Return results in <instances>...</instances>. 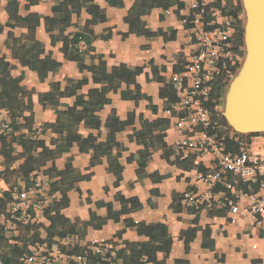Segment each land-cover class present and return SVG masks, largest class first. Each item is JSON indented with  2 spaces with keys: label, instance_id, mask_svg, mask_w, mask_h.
I'll return each mask as SVG.
<instances>
[{
  "label": "crops",
  "instance_id": "1",
  "mask_svg": "<svg viewBox=\"0 0 264 264\" xmlns=\"http://www.w3.org/2000/svg\"><path fill=\"white\" fill-rule=\"evenodd\" d=\"M7 1L0 0V58L5 57L9 61L8 79L18 83L24 91L35 92L41 97L54 83H58L59 90L63 91L72 83L85 81L81 89L77 90V93L84 95L91 88L106 87L104 107L93 118L79 125L82 136H90L94 138L95 144H99L109 136L111 125L115 129L123 125V128L115 131V141L120 149L113 147L105 153L80 152L77 143H73L69 152L48 161L43 168L30 175L31 180L49 183L43 170L54 164L60 171L67 157L73 158V176L77 177V181L74 188L67 192L68 206L60 211L66 227L74 228L71 235L76 240L69 250H73L79 241L86 246L91 242H120L119 249H122V241L142 239L138 237L137 224H163L171 239L170 249L167 253L157 252L156 262L148 264H264V224L243 211L252 198L262 195L263 191L255 185L248 187L237 182L235 189L241 193L235 199V206L230 208L226 202L230 192L225 189V183L232 179L231 176L221 173L220 180L213 186L204 185L199 181V175L218 171L212 156H197L182 145L202 135L200 125L180 122L181 118L188 116V109L179 104L185 82L172 79L197 53L195 28L203 22V15L196 13L194 0H177L183 7L173 1L166 10L157 5L148 11L140 9L141 27L148 32H158L156 36L139 34L136 30L130 32L128 23L124 21L134 2L141 0H122L121 7H112L107 0H92L83 4L81 13L72 14L71 19L79 29L92 20L90 29L93 32L94 51L83 55L84 69H79L76 62L66 60L59 54L67 31L59 27L50 32L46 29L44 17H62L60 13L51 12L52 0H37V4L32 5L29 11L24 9L26 0H17L19 14L35 12L40 18L35 37L45 53L50 54L51 66L45 78H40L36 71L21 65L12 56L8 47L7 33L10 29L6 24L11 21L5 8ZM197 1L203 6L217 1L224 6L227 2ZM90 5L98 8V12L105 17L104 21L87 11ZM215 9L211 13L213 19L204 27L226 28L233 35L231 17L223 14L221 9ZM183 23H187L188 27H183ZM173 30L176 31L170 39ZM13 32L17 35L24 30L14 29ZM103 65L109 69L126 66L130 70H141L122 79L113 77L112 83L108 80L97 83L94 78H100ZM232 77L222 90L220 103L213 109L216 113L212 112L211 115L207 109L211 122L216 121L212 117L214 115L222 118L220 109L223 93ZM175 84L177 101L172 102L170 99ZM73 100V96L55 95L49 100L35 102L32 107V128L39 129L43 124L53 123L57 112L67 110ZM21 103H24L23 100ZM28 114L29 111H24V115ZM0 121H9L5 112L0 114ZM107 121H110V126ZM16 122L22 123V118ZM96 123L98 127L94 125ZM227 129L232 131L227 124L220 131L226 132ZM20 132L27 134L28 131L21 127ZM257 134L250 138L249 145L245 147L250 153L260 154L264 151V132ZM56 137L57 134L49 129H44L38 135L50 148L51 141ZM162 144L167 147H162ZM15 148L21 150L19 145H15ZM168 151L170 162L163 157V153ZM146 152L149 155L141 160L144 162L143 176L137 177L138 161ZM186 155L194 156V159L189 163L182 161ZM17 166L18 163H14L11 169ZM27 185L16 172L0 177V202H5L12 190ZM187 194L193 198L192 202L186 199ZM197 209L195 228L191 229ZM47 225L49 221L46 217L39 216L31 225L13 228L9 236L14 238L9 241L11 244L22 241L35 230L39 238L45 240L47 234L44 226ZM117 264H122L121 258Z\"/></svg>",
  "mask_w": 264,
  "mask_h": 264
},
{
  "label": "trees",
  "instance_id": "2",
  "mask_svg": "<svg viewBox=\"0 0 264 264\" xmlns=\"http://www.w3.org/2000/svg\"><path fill=\"white\" fill-rule=\"evenodd\" d=\"M25 10L29 11L32 5L37 4V0H26ZM92 0H52L50 8L52 13L62 14L61 18L44 17L43 21L46 25L47 31L59 27L62 30L67 31V34L63 40V44L59 49V54L66 60L74 61L77 63L79 69H84L82 57L94 51L92 46L93 32L90 29L89 20L83 29H79L76 24L72 22V14L79 15L81 13L83 4L90 3ZM173 1L177 0H141L134 2L130 8L128 14L124 17V21L129 25V31L134 30L139 34L146 36L159 35L158 32H148L141 27V20L139 17L140 9L150 10L155 5L162 7L163 10L168 9ZM107 3L112 7H121L122 0H107ZM179 7H183V4L179 1L176 2ZM6 11L9 15V21L11 23L6 24L9 27L7 33L9 43L8 47L11 49L13 58L18 59L21 65L28 67L29 69L36 71L40 78H45L48 72L51 70L50 66V54L45 53L41 44L35 37L36 28L40 24V18L37 13L29 12L25 15L19 14V8L17 0H8L6 3ZM219 8L221 12L231 17V27L234 28V34L230 38L232 43L233 52L241 56L243 50V31L241 28V5L240 0H227L224 6H221L219 1L212 5L203 6V23L210 22L213 18L211 13L213 9ZM216 10V9H215ZM87 11L93 15H96L100 21H104V15L98 12V8L90 5ZM183 19V18H181ZM183 27H188L187 23L182 24ZM14 29H23L24 32L15 34ZM210 29V27H206ZM2 31V27H0ZM176 30H173L170 39ZM127 34H124L126 36ZM163 35V34H162ZM8 59L5 57L0 58V114L5 112L9 117L10 132L8 134H0V157L3 161V169L0 171V177H6L7 175L16 172L20 180L29 184L31 179L30 175L41 168L50 160H54L60 157L63 153L70 151L72 144L77 143L80 152L93 151L105 153L111 150L113 147L120 149L118 143L115 141V131H119L123 128L120 125L118 129L110 127V133L104 142L95 144L94 138L82 136V131L79 129V125L86 119L93 118L95 113L100 111L106 103V87H98L89 89L86 94H79L77 90L81 89L85 81L80 83H72L66 87L63 91L59 90V84L54 83L52 88L46 93L44 97L36 94L35 92L24 91L18 83L11 82L8 79ZM237 68H233L234 70ZM140 68H130L126 66L110 67L103 65L100 78L95 77V82H101L102 80H108L112 83L113 77L125 78L131 74L140 72ZM22 79V75L18 80ZM228 81H221L220 84L213 88L209 97L202 101V106L212 114L215 105L220 103L221 93ZM176 84L172 88V95L170 101H177L176 97ZM73 96V104L67 110L63 112H57V118L53 123L43 124L39 129H33L32 125L33 112L32 107L35 102H43L49 100L51 97ZM23 100V104L21 103ZM54 102V100H51ZM24 111H29L28 115H24ZM216 121L212 122L214 129L212 133L217 140L221 143L222 147L227 152L234 153L240 147H247L250 143V138L257 136L258 134L240 135L233 131H220V128L226 127V122L214 115ZM22 118V123L17 124V119ZM98 127V123L94 124ZM107 125L110 126V121H107ZM27 128V134L21 133L20 128ZM43 128V129H42ZM44 129H49L53 133L57 134V137L51 141V146H46L43 140L38 138V135ZM15 145H19L21 150L18 151ZM162 147L166 148V144H162ZM169 152L163 153V157L170 162ZM149 155L148 152L144 153L138 161L137 177L143 176L144 162L141 160ZM194 156H185L182 161L189 163ZM72 157H67L64 168L58 170L54 164L43 170L49 178V192L57 195L53 200L52 205L48 206L45 210L44 216L49 221V225L44 226V230L47 234L45 240H41L36 232H31L30 238L24 240H17L16 243L11 244L9 239L11 238L10 232L6 230L3 225L4 219L10 218L7 213L8 202H0V259L5 264H17L19 260L29 253L28 244H45L47 247H59L61 240L74 233V228L71 226L66 227V221L62 217L60 211L68 206L67 192L74 188V184L77 181V177L73 176L74 169L72 166ZM14 163H18L16 169H11ZM94 163L91 162V164ZM6 195V194H5ZM198 210H195V218L191 229H194L196 224V216ZM34 227V226H33ZM138 237L142 238L135 242L122 241L124 247L119 250L118 257L122 259V264H148L149 262H156V253L159 251L168 252L171 246V239L167 235L166 226L163 224H156L153 226L146 224H137ZM28 229V227H27ZM20 243V244H19ZM86 245L84 242L79 241L73 248L71 253L85 254L86 264H109V262L101 261L94 256L89 250L84 248Z\"/></svg>",
  "mask_w": 264,
  "mask_h": 264
},
{
  "label": "built area",
  "instance_id": "3",
  "mask_svg": "<svg viewBox=\"0 0 264 264\" xmlns=\"http://www.w3.org/2000/svg\"><path fill=\"white\" fill-rule=\"evenodd\" d=\"M193 6L198 15H203L201 2L194 0ZM232 29L234 31L233 27ZM231 36L226 28L206 29L204 23H200L195 28V58L179 74L172 77L173 81L185 82L179 104L188 109V116L181 118L180 122L198 124L202 131L199 139L186 141L182 145L197 156H212L218 171L199 175L198 179L204 185L213 186L220 180L221 173L231 176L232 179L225 183V189L230 192L226 201L230 208L235 206V199L241 193L235 189L237 182L240 181L248 187L255 185L262 190L263 194L254 196L243 211L257 217L258 223L264 224V151L254 154L245 147L234 153L225 151L212 133L214 126L208 111L200 104L209 97L213 88L221 81H228L234 74L233 68L238 65L241 56L233 52ZM10 129L8 122L0 121V134H8ZM2 169L3 161L0 157V171ZM185 196L190 202L193 201L190 195ZM55 198L56 195L49 192V183L42 180H31L26 187L12 190L6 200L10 218L4 219V227L11 233L13 228L31 225L35 218L44 216L49 203ZM75 240L73 235H67L61 240L58 248L47 247L45 244H28L29 253L17 264H86L85 254L71 253L72 250H69ZM119 245L120 242L101 241L91 242L85 248L99 260L117 264ZM0 264L5 263L0 259Z\"/></svg>",
  "mask_w": 264,
  "mask_h": 264
},
{
  "label": "water",
  "instance_id": "4",
  "mask_svg": "<svg viewBox=\"0 0 264 264\" xmlns=\"http://www.w3.org/2000/svg\"><path fill=\"white\" fill-rule=\"evenodd\" d=\"M243 59L223 93L221 117L237 134L264 132V0H240Z\"/></svg>",
  "mask_w": 264,
  "mask_h": 264
},
{
  "label": "rangeland",
  "instance_id": "5",
  "mask_svg": "<svg viewBox=\"0 0 264 264\" xmlns=\"http://www.w3.org/2000/svg\"><path fill=\"white\" fill-rule=\"evenodd\" d=\"M241 28H242V15H241ZM242 59H243V52H242V55L240 57L239 62H242ZM220 110H223V104H222V102H221V109Z\"/></svg>",
  "mask_w": 264,
  "mask_h": 264
}]
</instances>
